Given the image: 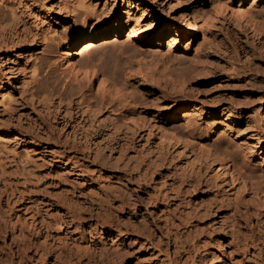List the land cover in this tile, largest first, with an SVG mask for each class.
<instances>
[{
    "label": "rangeland",
    "instance_id": "rangeland-1",
    "mask_svg": "<svg viewBox=\"0 0 264 264\" xmlns=\"http://www.w3.org/2000/svg\"><path fill=\"white\" fill-rule=\"evenodd\" d=\"M96 26L111 33L76 65L114 89L62 61ZM13 236L40 251L20 263ZM0 254L264 264V0H0Z\"/></svg>",
    "mask_w": 264,
    "mask_h": 264
},
{
    "label": "bare ground",
    "instance_id": "bare-ground-1",
    "mask_svg": "<svg viewBox=\"0 0 264 264\" xmlns=\"http://www.w3.org/2000/svg\"><path fill=\"white\" fill-rule=\"evenodd\" d=\"M175 3V2H174ZM177 3V2H176ZM175 3V5H173V8L177 5ZM179 3V2H178ZM173 4V3H172ZM180 4V3H179ZM251 5V4H250ZM52 6V5H51ZM177 7V6H176ZM240 18L243 20V21H245V23L246 24H249V23H256L257 21H256V18H253L254 16H252V14L250 13V11H248V8H247V10H246V8L244 9V8H241L240 9ZM185 14V13H184ZM193 14V13H192ZM181 15H183V14H181ZM194 15V14H193ZM184 16V15H183ZM195 17H196V14L194 15ZM185 17V16H184ZM197 19V18H196ZM258 20V19H257ZM257 24V23H256ZM247 26V25H246ZM185 27H187V25L185 24L184 25V28ZM121 27H120V24H117L115 27H112V31H114V33H115V35L116 36H118L119 34H120V32H121V29H120ZM133 28V27H132ZM12 29V28H11ZM88 29V28H87ZM129 30V29H128ZM15 32V31H14ZM13 32V33H14ZM129 32V31H128ZM171 32V31H170ZM12 33V32H11ZM19 33V32H18ZM111 33V31L108 29V28H106V27H104V28H100L99 26H96V27H93L92 29H90V30H86V32H84V33H82V34H80V35H77V36H75L74 38H72V40H71V42H70V44L69 45H67L66 46V49L64 50V60H62V61H65V63L70 67V68H72L73 69V71H75L76 72V74H79L80 76H81V78L80 79H83L82 80V82L84 81V83L86 82V84L87 85H90L91 83H92V81L93 80H97V78H96V76H99L100 74V81H102L101 83H102V85H104L103 83H105V84H108V86L110 87V89L112 88V89H114L113 87H115L116 88V86L117 85H120L121 83H119L121 80L119 79L118 80V77L116 78H112V79H109V76H108V73L106 72V71H103V72H101L100 73V71L97 69V65H94V63L92 62V63H85V64H83L84 62H86L87 60H85L82 64H81V62L83 61L82 59H78V60H80L79 62V64H80V66L79 65H76L77 63H76V58H77V47H78V45L81 43L82 45L81 46H83V49L84 50H89V48L90 47H93V45L95 44V42H96V40L98 39V38H107L108 37V35ZM16 34V33H15ZM130 36L129 35H127V37H134V36H138V35H140L138 32H136V31H134V28H133V30H131L130 31ZM11 36H14V35H11ZM111 36V35H110ZM17 37V36H16ZM26 38V37H25ZM178 38V37H177ZM20 39V38H19ZM128 39V38H127ZM126 39V40H127ZM159 39V38H158ZM168 39H169V41H168V46L169 47H172L173 46V44L174 43H176V37L175 36H171V35H169L168 36ZM180 39H182V38H180ZM186 39V38H185ZM130 40V39H129ZM140 40V39H139ZM143 40V39H142ZM127 42H130V41H127ZM136 42V41H135ZM134 43V42H133ZM160 43H161V41H160ZM128 44V43H127ZM131 44V43H130ZM130 47H129V50H131V49H134L135 47H137V46H135V44L133 45L132 44V47L134 46V48H132L131 47V45H129ZM185 46V45H184ZM174 47V46H173ZM131 48V49H130ZM188 48V47H187ZM186 48V49H187ZM169 49V48H168ZM134 50H136V49H134ZM136 52V51H135ZM168 53H169V51H168ZM168 55H170V54H168ZM169 58V57H168ZM171 58V57H170ZM77 60V61H78ZM82 60V61H81ZM170 60V59H169ZM89 61V60H88ZM67 65H66V67H67ZM80 67V68H78L77 69V67ZM64 67H65V65H64ZM70 70V69H69ZM101 71H102V69H101ZM75 74V75H76ZM110 74V73H109ZM192 74V73H191ZM48 76V75H47ZM108 86H107V88H108ZM118 88H121V87H118ZM117 88V89H118ZM109 89V88H108ZM111 91H113V90H111ZM110 91V92H111ZM119 91V90H118ZM117 90H116V92H118ZM122 92V91H121ZM114 93V92H113ZM112 93V94H113ZM115 95H116V93H114ZM167 111V110H166ZM172 114V113H171ZM172 117V116H171ZM136 118V117H135ZM165 119V118H164ZM140 121V120H139ZM142 123V122H141ZM160 130V129H159ZM166 130V129H165ZM160 133H164L162 130L160 131ZM165 133H166V131H165ZM164 133V134H165ZM163 136V135H162ZM165 136V135H164ZM225 161V160H224ZM232 163V162H231ZM235 163V162H234ZM226 164V163H225ZM230 164V163H229ZM228 164V162H227V164L226 165H223V163H222V168H221V171H223L224 170V173L225 172H228V174H230L232 177H235V178H237L236 176H239L238 178H242V179H240V180H242L241 182L243 183V184H245V177H243L244 175H245V173H243V170H244V167L242 166V165H238L237 163L236 164H234V166L233 167H231V169L228 167V166H230ZM226 170V171H225ZM218 171H220V170H218ZM220 171V172H221ZM224 173H222L223 175H224ZM222 175V176H223ZM119 199V201H124L125 199H124V197L123 196H119V197H115L114 199ZM126 203V202H125ZM127 204V203H126ZM111 205V204H110ZM125 204H122V206H121V208H123L124 209V206ZM112 206V205H111ZM107 207V206H106ZM113 207V206H112ZM110 208V207H109ZM112 212H113V209H112ZM115 213V212H114ZM61 226V225H60ZM117 237L118 238H115V240H114V246L117 248V250L118 249H121V247L120 246H122V241H124V240H127L128 238L126 237V236H122V234H118L117 235ZM13 238H14V247L16 248V250H15V257H16V259H18V261L20 262V263H25V261H26V259H27V255H26V252L29 250V249H31V248H33V249H35V252H39L38 251V247H36V246H34L33 245V247L30 245V243L25 239V238H19V239H17V238H15L14 236H13ZM121 241V242H120ZM222 241V240H221ZM222 243H224V242H221L220 244H222ZM221 246H223V245H221ZM219 248H220V246H219ZM223 249H224V247H223ZM34 252V253H35ZM117 253V252H116ZM2 255L0 254V264L2 263Z\"/></svg>",
    "mask_w": 264,
    "mask_h": 264
}]
</instances>
